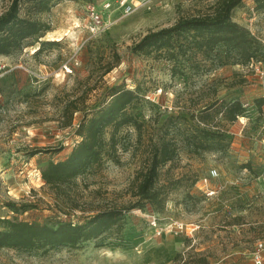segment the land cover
<instances>
[{"label": "rangeland", "instance_id": "rangeland-1", "mask_svg": "<svg viewBox=\"0 0 264 264\" xmlns=\"http://www.w3.org/2000/svg\"><path fill=\"white\" fill-rule=\"evenodd\" d=\"M11 1L0 0V14ZM214 1L168 0L176 6L166 16L154 13L138 26L142 20L130 15L157 12L148 1L134 0L126 13L121 0H21L22 17L51 29L33 45L0 54V230L8 229L5 219L82 224L107 204L130 208L96 239L55 248L3 247L0 264H256L253 254L264 244V103L258 105L264 78L223 45L208 59L180 57L176 74L166 56L135 50L150 29ZM247 3L244 27L260 41L264 62V9L255 0ZM97 13L103 25L94 32ZM42 41L50 42L38 51ZM124 87L141 98L129 109L137 124L116 133L115 156L75 179V207L45 184L41 171L71 152L84 115ZM78 97L84 99L69 122L66 106ZM236 101L244 112L232 119ZM113 132L107 129V140ZM164 139L174 154L159 168L157 184L166 194L159 208L138 202L132 192L153 145ZM176 221L198 228L192 235L177 231L171 226Z\"/></svg>", "mask_w": 264, "mask_h": 264}, {"label": "trees", "instance_id": "trees-1", "mask_svg": "<svg viewBox=\"0 0 264 264\" xmlns=\"http://www.w3.org/2000/svg\"><path fill=\"white\" fill-rule=\"evenodd\" d=\"M42 1V0H40ZM244 0H215L205 10L181 15L169 26L150 29L136 43L135 50L147 55L154 54L160 58L166 56L174 61L173 74L181 65L180 57L192 59L203 54L207 59L219 45L226 48V53H238L245 57L247 63L263 56L259 51L260 41L249 29L234 20L233 11ZM258 8L264 9V0H255ZM21 0H12L9 7L0 14V54H10L40 41L51 28L48 24L20 15ZM50 41H42L38 51ZM78 97L69 100L66 107L69 122L80 110ZM139 94L129 88H121L112 93L109 99L96 109L91 116L84 115L78 125L80 140L71 152L62 160L49 161L42 169L45 184L56 195L66 197L69 202L79 206L74 181L91 168L100 167L107 157L115 156L116 133L124 125L137 124L130 108L140 101ZM264 99L258 100L261 107ZM232 119L244 112L243 105L236 101L230 105ZM114 129L109 140L106 132ZM173 143L162 140L153 145L147 166L141 169L133 181V196L140 201H150L159 208L165 206L166 194L158 186L159 168L173 158ZM73 191V193L71 192ZM76 194L75 196H73ZM13 206V203H9ZM130 207L107 204L104 209L93 215L86 222H60L57 225L28 221L23 219H5L8 229L0 230V248H55L62 245L77 246L82 241L100 237L107 229L120 224ZM1 220V219H0Z\"/></svg>", "mask_w": 264, "mask_h": 264}, {"label": "built area", "instance_id": "built-area-1", "mask_svg": "<svg viewBox=\"0 0 264 264\" xmlns=\"http://www.w3.org/2000/svg\"><path fill=\"white\" fill-rule=\"evenodd\" d=\"M127 0H121V4L125 6V10L126 13H130L131 11L134 10V5L130 4L127 5ZM94 25L92 27V30L94 32L99 31L102 28V18L101 15L99 13L94 14ZM264 62L260 59H252L249 62V66L253 69H255L257 71V73L260 75V77L264 78ZM147 98L151 99V95H146ZM218 172L214 171L212 173V177L217 176ZM205 182L208 181L207 178L204 179ZM209 194H214L215 190L214 189H210L208 190ZM151 225L157 230V228L159 227L158 223H157V218L155 216H152L151 220H150ZM172 227H175L177 229V231H183L184 229H188V232L190 235L193 234L194 231H196V229L198 228V225L191 223L189 225L184 224L182 221H176L174 224H171ZM161 229V228H160ZM161 230H157V234H161ZM264 250V244L263 242H259L258 243V248L257 250H255L254 254H253V258L255 260L256 264H263V255L262 252Z\"/></svg>", "mask_w": 264, "mask_h": 264}, {"label": "crops", "instance_id": "crops-1", "mask_svg": "<svg viewBox=\"0 0 264 264\" xmlns=\"http://www.w3.org/2000/svg\"><path fill=\"white\" fill-rule=\"evenodd\" d=\"M134 0H130V3L132 4ZM140 1H148V5H149V9L152 10L155 8V11L157 12H153L150 13V16L148 18H146L147 15H144V12H135L132 15H130L129 17H136V18H140L142 21L137 24L138 26H140L141 24H145V22L148 23V20H152V16L154 13L156 14V16H158V14H162L167 12V11H171L172 8H174L176 6V4L172 5L171 2H168V0H140ZM162 4V5H161ZM248 6L247 0H244L242 2V4L238 7H236L233 11V16H234V20H236L237 22H239L241 25H245L244 22V18L246 16L245 12H243V10L246 8V6ZM166 16V15H165Z\"/></svg>", "mask_w": 264, "mask_h": 264}, {"label": "bare ground", "instance_id": "bare-ground-1", "mask_svg": "<svg viewBox=\"0 0 264 264\" xmlns=\"http://www.w3.org/2000/svg\"><path fill=\"white\" fill-rule=\"evenodd\" d=\"M50 33H51V32H50ZM50 33H49V34H50ZM52 39H53V38H52ZM56 39H61V38H56Z\"/></svg>", "mask_w": 264, "mask_h": 264}]
</instances>
